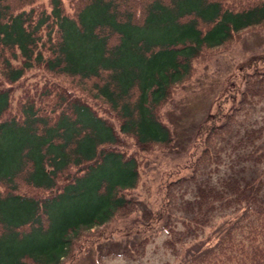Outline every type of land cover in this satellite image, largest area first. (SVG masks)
I'll return each instance as SVG.
<instances>
[{"label":"trees","instance_id":"trees-1","mask_svg":"<svg viewBox=\"0 0 264 264\" xmlns=\"http://www.w3.org/2000/svg\"><path fill=\"white\" fill-rule=\"evenodd\" d=\"M69 3L0 0V264H60L84 232L136 208L150 232L112 238L108 253H142L162 209L174 264H264V122L241 134L212 123L198 136L178 134L162 112L195 58L264 26V0ZM33 67L66 80L20 85L15 96L7 83ZM260 100L255 67L224 122ZM198 144L157 211L132 194L141 152Z\"/></svg>","mask_w":264,"mask_h":264},{"label":"rangeland","instance_id":"rangeland-1","mask_svg":"<svg viewBox=\"0 0 264 264\" xmlns=\"http://www.w3.org/2000/svg\"><path fill=\"white\" fill-rule=\"evenodd\" d=\"M47 1L35 0L38 3ZM64 3L66 9L71 10L69 0H64ZM255 67L264 68V26L243 30L227 43L207 49L195 58L192 74L175 85L171 99L162 107L166 120L174 130L178 131V134L198 136L205 134L212 123H222L220 127L222 134H241L246 126L262 125L264 122L263 100L254 105L249 113L242 107L239 116L235 114L236 118L229 124L224 122L227 113L239 103L245 76ZM62 76L51 75L41 67H33L26 71L20 82L7 84H11L16 96L20 91V85H26L30 90H37L38 88L34 89L35 82H44L46 78V81L66 80L64 75ZM73 90L79 92L77 87ZM81 94L101 114L113 121L116 120L115 123H117L118 120L114 117V113L104 103L90 98L86 95L88 93ZM262 134H264V129ZM186 141L180 140L182 143ZM199 147V144L191 147L190 151L188 148L182 150L181 146L178 149L156 147L152 151L141 152L143 156L140 162L141 178L137 186L132 189V194L147 200L145 202L148 206L153 205L155 208H160L164 201L166 183L180 172L189 171V160L192 154L199 150ZM182 187L178 191H181ZM157 208L156 211L159 209ZM161 211L155 215L156 220L152 221L156 230L144 244L142 253L134 256L119 253V251L107 252L108 246L112 245L109 241L112 238H114L112 241L114 244H119L120 239H124L126 234L139 231L140 226L144 228L143 232H150L151 226L147 229L144 224H140L141 209L136 208L127 214L117 216L110 222L94 226L84 232L76 239L72 254L63 259L60 264H174L177 259L165 243L168 232L161 225L163 221Z\"/></svg>","mask_w":264,"mask_h":264}]
</instances>
